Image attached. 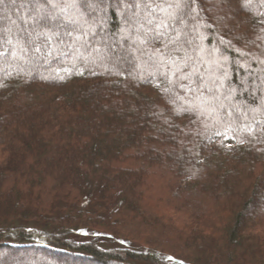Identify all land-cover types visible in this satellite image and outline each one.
<instances>
[{"label": "trees", "instance_id": "16d2710c", "mask_svg": "<svg viewBox=\"0 0 264 264\" xmlns=\"http://www.w3.org/2000/svg\"><path fill=\"white\" fill-rule=\"evenodd\" d=\"M216 2L0 3V264H264V0Z\"/></svg>", "mask_w": 264, "mask_h": 264}, {"label": "rangeland", "instance_id": "374dc122", "mask_svg": "<svg viewBox=\"0 0 264 264\" xmlns=\"http://www.w3.org/2000/svg\"><path fill=\"white\" fill-rule=\"evenodd\" d=\"M216 1H217L216 3H218V1H219V0H216ZM118 48H119V47H118ZM114 50H117V48H116V49H114ZM66 261H67V260H66Z\"/></svg>", "mask_w": 264, "mask_h": 264}, {"label": "snow or ice", "instance_id": "6c2138e0", "mask_svg": "<svg viewBox=\"0 0 264 264\" xmlns=\"http://www.w3.org/2000/svg\"><path fill=\"white\" fill-rule=\"evenodd\" d=\"M3 2V0H0V3H2Z\"/></svg>", "mask_w": 264, "mask_h": 264}]
</instances>
